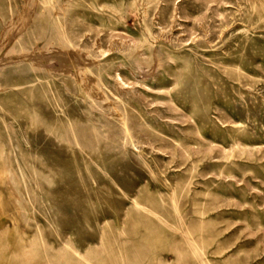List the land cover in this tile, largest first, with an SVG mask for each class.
Listing matches in <instances>:
<instances>
[{"label":"rangeland","instance_id":"374dc122","mask_svg":"<svg viewBox=\"0 0 264 264\" xmlns=\"http://www.w3.org/2000/svg\"><path fill=\"white\" fill-rule=\"evenodd\" d=\"M0 264H264V0H0Z\"/></svg>","mask_w":264,"mask_h":264},{"label":"bare ground","instance_id":"6f19581e","mask_svg":"<svg viewBox=\"0 0 264 264\" xmlns=\"http://www.w3.org/2000/svg\"><path fill=\"white\" fill-rule=\"evenodd\" d=\"M80 74V73H79ZM75 78H77V77H75ZM77 80H78V78H77ZM79 81H80V83H81V86H82V88L84 89V91H85V93L88 95V96H93V97H98L99 96V92H98V88L95 86V85H93L92 83H89L87 80H86V78L84 79V74L83 73H81L80 74V77H79ZM92 97V98H93ZM99 98V97H98ZM122 123V122H121ZM124 123V122H123ZM125 124H123V126H124ZM126 129H127V127H126ZM125 132V131H124ZM128 134V133H127ZM126 137H127V135H126Z\"/></svg>","mask_w":264,"mask_h":264}]
</instances>
